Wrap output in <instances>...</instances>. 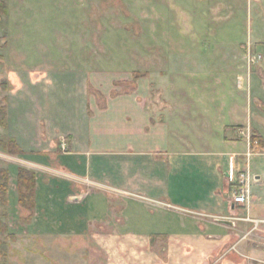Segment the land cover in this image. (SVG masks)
Returning a JSON list of instances; mask_svg holds the SVG:
<instances>
[{
  "label": "crops",
  "instance_id": "obj_1",
  "mask_svg": "<svg viewBox=\"0 0 264 264\" xmlns=\"http://www.w3.org/2000/svg\"><path fill=\"white\" fill-rule=\"evenodd\" d=\"M220 27L217 38L191 36L195 53L172 54L154 108L137 89L112 95L73 71L12 93L7 135L48 173L35 175L48 233L105 235L116 264H264V113L243 51L226 45L238 38ZM228 74L239 95L227 92ZM257 132L263 145L251 150ZM242 170L253 177L248 205L231 198Z\"/></svg>",
  "mask_w": 264,
  "mask_h": 264
},
{
  "label": "rangeland",
  "instance_id": "obj_2",
  "mask_svg": "<svg viewBox=\"0 0 264 264\" xmlns=\"http://www.w3.org/2000/svg\"><path fill=\"white\" fill-rule=\"evenodd\" d=\"M219 26L223 35L238 38L239 42L226 45L236 53L243 51V62L258 88L253 95L257 94L254 98L263 114L264 0H0V105L8 104L12 93L25 97L28 84L45 81L41 74L73 71L98 76L109 94L115 91L112 95L137 89L154 108L161 85L158 80L165 84L170 72L166 63L172 54L176 61L183 51L195 53L202 43L191 48V36L205 35L209 29L217 38ZM187 61L180 62L183 68ZM48 77L53 81L56 76ZM177 77L176 73L172 78ZM227 77V92L239 95L235 78ZM122 80H127L123 86L117 82ZM171 81V77L166 80ZM98 97L106 95L99 93ZM6 129L7 124L0 123V171H4L0 184L7 176L9 185L10 173L21 168L35 175L48 174L7 141ZM256 147H261L260 141ZM17 188L14 197L9 191L0 194V217L10 225L7 233H0V264L117 263L119 256L103 246L105 235L76 234L74 230L48 233L43 227L48 220L43 221L36 199L33 205L26 202L22 206Z\"/></svg>",
  "mask_w": 264,
  "mask_h": 264
},
{
  "label": "trees",
  "instance_id": "obj_3",
  "mask_svg": "<svg viewBox=\"0 0 264 264\" xmlns=\"http://www.w3.org/2000/svg\"><path fill=\"white\" fill-rule=\"evenodd\" d=\"M6 115H7V107L6 104L0 105V123L5 126L6 123ZM254 139H258L260 141V145H263V140L260 135L255 134L253 136ZM9 143H11L17 150L18 146L16 141L13 138H9L7 140ZM0 172H4L3 170ZM5 175H7L5 173ZM8 179L6 176L5 182L0 184V194L3 196L8 192ZM17 187L19 192V203L22 206H25V203L28 202V204L33 205L35 201V189H36V176L35 174H31L27 170L21 168L18 172L17 177ZM3 196L2 199H3ZM5 200V198L3 199ZM9 230L8 225L2 220V217H0V233L5 234Z\"/></svg>",
  "mask_w": 264,
  "mask_h": 264
},
{
  "label": "built area",
  "instance_id": "obj_4",
  "mask_svg": "<svg viewBox=\"0 0 264 264\" xmlns=\"http://www.w3.org/2000/svg\"><path fill=\"white\" fill-rule=\"evenodd\" d=\"M251 60V57L249 58ZM251 150L256 148V146L259 143L258 139H254L252 135L248 136ZM250 152L248 153V155ZM253 177L251 174L246 170H242L239 172V176L237 179V184L234 187V189L231 191V198L234 203L240 204V205H248L251 202L252 199V185Z\"/></svg>",
  "mask_w": 264,
  "mask_h": 264
},
{
  "label": "water",
  "instance_id": "obj_5",
  "mask_svg": "<svg viewBox=\"0 0 264 264\" xmlns=\"http://www.w3.org/2000/svg\"><path fill=\"white\" fill-rule=\"evenodd\" d=\"M225 223H227L226 221H224Z\"/></svg>",
  "mask_w": 264,
  "mask_h": 264
}]
</instances>
